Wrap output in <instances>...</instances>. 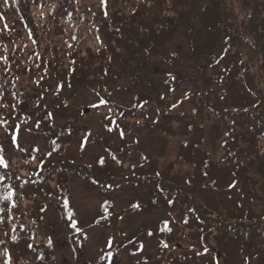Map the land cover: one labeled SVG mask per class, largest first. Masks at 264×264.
<instances>
[{"label": "trees", "instance_id": "trees-1", "mask_svg": "<svg viewBox=\"0 0 264 264\" xmlns=\"http://www.w3.org/2000/svg\"><path fill=\"white\" fill-rule=\"evenodd\" d=\"M238 1L246 26L232 14L233 0H0V264L6 256L59 264L57 225L83 255L87 232L69 201L74 181L149 199L126 209L107 202L94 223L101 230L122 236L131 229L125 220L135 229L136 218L142 225L157 212L174 218L132 236L129 254L139 252L142 264H180L183 256L192 264H264V193L254 171L264 158V0ZM88 17L95 46L83 52L77 38ZM248 28L255 54L245 51ZM180 36L185 49L169 52ZM80 89L96 99L103 164H84L94 128L80 109L71 113ZM214 121L223 133L218 159L202 148ZM137 127L175 141L173 156L128 162ZM25 131L48 148L22 140ZM187 235L192 249L179 255ZM141 237L156 247L139 251ZM121 247L107 245L93 264H121Z\"/></svg>", "mask_w": 264, "mask_h": 264}, {"label": "rangeland", "instance_id": "rangeland-1", "mask_svg": "<svg viewBox=\"0 0 264 264\" xmlns=\"http://www.w3.org/2000/svg\"><path fill=\"white\" fill-rule=\"evenodd\" d=\"M92 2L94 3V0H86V2ZM85 2V0H84ZM97 4V3H96ZM232 7V14L235 16L238 23L243 22L244 26L247 25L248 16L243 13V8L241 6V3L238 0H233L231 2ZM95 10V8H94ZM91 11V10H90ZM83 13H86L87 16L90 15L88 11L84 10ZM88 24L82 23L79 25V31H78V38L77 41L80 43L79 49L83 52H85L86 48L93 49L95 46V39L90 34L89 28L91 27V22L93 17H88ZM91 18V19H90ZM96 24H99L96 22ZM247 37H248V48L246 51V54H255V45L253 43L252 38L250 37V34L254 36V32L248 28ZM262 34V33H261ZM249 35V36H248ZM260 34L258 33L257 39L259 38ZM261 40V39H260ZM262 42V40H261ZM185 40L182 36L178 37L171 45L168 46V51H178V50H184L185 49ZM185 54V53H183ZM202 80L200 81L201 87H203ZM205 84L204 86H206ZM204 89V88H203ZM78 97V98H76ZM76 101V102H73ZM117 101H119V98H116ZM71 101L73 102V110L71 109V113L75 114V108L82 109L84 107H91V105L96 101L94 97L92 96V93L88 89H80L77 93L74 95H71ZM71 105V106H72ZM76 115L72 116L71 119H74ZM100 116L97 113V111H89L86 117H83L81 119L82 123L87 124L90 127H93L94 130L91 131V135L88 138V143L92 144L95 143L99 137L98 133V124L100 122ZM138 124L140 121L137 122ZM136 136L138 135V145L136 146V149H133L135 153L133 156L130 157V161L132 163H135L139 159V154H137V151H145L148 154H151L150 156L159 158L161 160L168 159L173 156V152H168L169 150L173 149V143L172 145L169 144L170 141H167L163 139L160 135H158L154 131H145L141 129L140 127L136 128ZM222 133L220 131V125L218 122L214 121L210 125H208L207 128V141H205L202 144V147L204 149L210 150L213 153V157H216L217 159L220 156V152L218 150V139L221 137ZM44 139V140H43ZM41 138L39 136H36L31 131H25L22 134V140L24 141H31L32 143L39 145L42 149H47V140L45 138ZM2 141H0L1 143ZM172 142V141H171ZM104 150L98 146L90 147L89 149V160H87V163L94 166L93 163L99 158L104 156ZM171 155V156H170ZM170 156V157H169ZM167 157V158H166ZM255 168V174L261 179L260 183V190L261 193H264V158L261 163H256ZM125 196H134L139 199L140 194L136 195H125V194H114V195H105L103 190L100 187H93L91 184L83 181H74L71 182V201L74 205L75 209H77L78 218H77V224L78 227H83L87 232V239L85 244V249L83 251V255H77L75 256L72 251L71 246L69 245L70 239L68 237V232L64 231V229H60V227L57 225L58 229V236H57V242H56V249H55V258L57 262V258L59 261V264H78L79 261H88L91 263H95L98 259L101 258L102 253L104 252V249L102 248L104 246H107L108 241H115L117 243H122L123 246H126L128 242L131 241V238L133 235V231H126V234L122 235L121 238H116V236L109 235L108 232H100L97 228H94V224L96 219L99 216L98 212L101 209V206L105 201H113L115 205H120L121 207L127 206L131 203V200ZM49 216H53L52 214H48ZM59 218L56 214L53 216L54 223L58 221ZM136 220L139 221L137 218ZM162 220H166L167 223L172 224L171 222L174 221V218L170 216L168 213L163 214L161 216H155V218L152 219V217H149L145 220H143L141 223V229L140 235L142 236L144 233H146V230L153 231V233L156 231L158 223ZM264 222V221H263ZM58 223V222H57ZM60 224V223H59ZM131 224L128 222V225ZM62 225V224H61ZM63 226V225H62ZM139 226V223L136 225V227ZM42 230V228L40 229ZM139 232V231H138ZM138 234V233H137ZM39 239V238H38ZM140 240L143 242V237L140 238ZM191 241V238L189 235H187L185 238L182 239V242L176 246V251L181 255L183 252H185L187 249H192L190 247L189 242ZM212 241V238H211ZM114 242V243H115ZM146 249H150L153 247H156L157 243L154 239H144ZM127 249L125 250V253L122 255V263L121 264H137L139 262L138 259L130 258L127 254ZM76 254V253H75ZM76 257V258H75ZM4 255H0V260L4 259ZM14 257H12L13 259ZM6 259L9 261L10 259L8 256H6ZM141 260V259H140ZM190 262L185 261L183 264H189ZM14 264V262H13ZM58 264V263H57ZM142 264V261L139 263ZM253 264H256L254 262Z\"/></svg>", "mask_w": 264, "mask_h": 264}, {"label": "snow or ice", "instance_id": "snow-or-ice-1", "mask_svg": "<svg viewBox=\"0 0 264 264\" xmlns=\"http://www.w3.org/2000/svg\"><path fill=\"white\" fill-rule=\"evenodd\" d=\"M6 2H7V0H6ZM33 2H35V0H33ZM0 19H2V17H0ZM101 103H102V104H103V103H106V101H103V100H102ZM49 118H51V116H49ZM109 131H111V129H109ZM12 142H13V144H16V137H15V136L12 138ZM49 155H51V153H49ZM3 163H4V162H3L2 158H0V164H3ZM100 163L103 164V159H101ZM11 196H12V193L9 192L7 198H8V199H11ZM134 207H138V205H134ZM70 226L73 227V228H76V221H75V220H72ZM149 234H151V233H149ZM15 239H16V238L13 237V240H15ZM0 243H2V241H0ZM107 243H108V246L110 247V246H111V241H108ZM27 247H28L29 249H31V248L33 247V245H32V244H28ZM6 254H7V253H6ZM110 255H111V254H109V256H110ZM102 258H103V257H102ZM5 264H9V261H8L7 259L5 260Z\"/></svg>", "mask_w": 264, "mask_h": 264}, {"label": "bare ground", "instance_id": "bare-ground-1", "mask_svg": "<svg viewBox=\"0 0 264 264\" xmlns=\"http://www.w3.org/2000/svg\"><path fill=\"white\" fill-rule=\"evenodd\" d=\"M183 256V255H182ZM188 257H190V256H188ZM182 258V262L180 263V264H183L185 261H190L191 262V260L190 259H188V258H185V256H183V257H181Z\"/></svg>", "mask_w": 264, "mask_h": 264}]
</instances>
